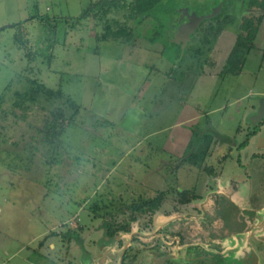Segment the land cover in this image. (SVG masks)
<instances>
[{
    "label": "rangeland",
    "instance_id": "1",
    "mask_svg": "<svg viewBox=\"0 0 264 264\" xmlns=\"http://www.w3.org/2000/svg\"><path fill=\"white\" fill-rule=\"evenodd\" d=\"M92 1L0 0V94L21 75L0 114V264H102L104 258L103 264H119L135 234L123 264H154L156 250L176 257V239L184 244L198 237L205 248L219 237L207 247L220 252L219 260L207 264H244L248 255H255L251 264H264V241L248 245L242 233L247 228L255 237L264 224V115L253 120L264 106V15L243 9L264 8V0H162L165 7L137 25L117 7L78 19ZM223 7L233 22L209 45L197 26L188 35L175 27L189 15L204 25ZM34 15L51 19L46 29ZM246 15L260 18L253 47L237 73H222L238 17L242 22ZM24 21L20 47L12 25ZM26 78L61 87L80 106L53 152L37 129L53 106L71 109L63 100L27 102L22 119L11 92L27 90ZM207 131L229 139L210 149V176L179 160L191 134ZM193 187L199 201H214L212 209L198 208L197 199L179 203L176 190ZM220 187L224 196L211 195ZM158 191L165 198L152 214L136 213L131 221L129 211L116 210L119 199ZM229 198L245 206L240 210ZM104 205L128 232L106 234ZM197 245L190 252L203 254ZM183 261L164 264H194Z\"/></svg>",
    "mask_w": 264,
    "mask_h": 264
},
{
    "label": "trees",
    "instance_id": "2",
    "mask_svg": "<svg viewBox=\"0 0 264 264\" xmlns=\"http://www.w3.org/2000/svg\"><path fill=\"white\" fill-rule=\"evenodd\" d=\"M250 2L256 3L259 1L251 0ZM162 3V0H93L89 4V6L85 10H83L78 19H89L90 16L95 17L94 11L97 9L100 10L98 11L100 13L102 12L101 9L103 10L105 8L117 7L127 10V15L131 16L133 18V23L137 25L143 22L148 17H150L153 12L165 7L164 5H162ZM32 18H36L38 22H40L42 25L44 24L45 29L47 28L45 23L48 21L50 22L51 20L49 19V17H47V19L45 18V16L41 15L31 16L30 19ZM186 19L188 21H192L194 23V26H197L198 31L201 32V34L204 36L202 39L203 45L210 44V38L212 36H217L218 30L226 26L224 25L226 24V21H229L231 23L233 22V18L230 16L229 13H225L222 16L217 15L211 17L206 23L205 21L203 22L204 25L202 23L197 25L193 21L192 15H189L188 17H186ZM25 22L26 21L18 22L12 25V28H15L16 31L15 34H13V40L15 43L18 44V46L21 45L20 47L26 45V41L24 40L25 27L23 26ZM259 23L260 18H243V21L238 25L236 41L225 59L224 65L221 70L222 73L238 72V69L242 66L245 61L246 54L253 47L252 44L256 36L257 29L259 27ZM51 27H54V24ZM246 40L248 41V44H246ZM198 50V52L201 51L200 48ZM20 76V73H15L13 78L8 81V83L2 90V93L0 94V114H2L1 117L5 116L6 114V111L1 109L2 104L4 103L8 93L12 91L14 83L20 82ZM26 80L29 84V88L27 90H15L11 92V98H13L11 104L12 108L13 110L20 109L22 111V119L24 118L25 111L29 108L27 102L34 104L39 103L40 100H44L49 103H54L59 100H63L65 104L71 109V113L67 114V112L61 105L53 106L48 110V115L43 122L42 128L37 129V136L40 138L43 144H46L49 147L47 151H52L54 148L56 149L58 147V144L61 140V136L63 135L65 130L71 124H73L75 116L79 112L80 106L74 100H72V98L68 94L64 93L61 87L50 88L36 79L26 78ZM257 132L258 130L254 129L253 133L257 134ZM218 140H220V142ZM228 141V138L220 136L216 131H207L203 134L193 132L191 134L190 141L187 145L188 152L181 155L179 157V160L182 164L186 163L189 166L196 168L199 172H206L209 175H214V167L212 165H206L205 161L208 158L210 149L213 148V146H215L218 142L226 143ZM176 193L178 196H180L179 203H189L192 199L195 200L198 198V195L195 193L194 187L191 189H182L181 191L176 190ZM164 198L165 192L158 191L155 196L149 198H143L141 195H139L129 202H124L122 199L120 201L119 199L118 202L121 204V206L117 207L116 210L121 214H124V212L129 211L131 216L130 219L132 221L135 220L136 213H154L157 209H159ZM104 207V209H107L104 212V216L107 218L105 224L106 234L112 237L118 231L128 232V226L115 222V212H112L109 210V208H106L107 205H104ZM136 235L137 234L132 237L131 242L136 240ZM128 249H131V244L127 246V249L123 255V260Z\"/></svg>",
    "mask_w": 264,
    "mask_h": 264
},
{
    "label": "crops",
    "instance_id": "3",
    "mask_svg": "<svg viewBox=\"0 0 264 264\" xmlns=\"http://www.w3.org/2000/svg\"><path fill=\"white\" fill-rule=\"evenodd\" d=\"M257 134H258V136L260 135V138H261V136H262V134H260V132H257ZM260 141V140H259ZM260 145H262L263 146V144H260ZM216 146V145H215ZM210 176V175H209ZM212 177H214V176H212ZM219 177V176H218ZM218 181V180H217ZM206 183V182H205ZM220 185H218V187H219ZM221 189H222V187H220V189H218V190H215V191H212V193H211V195L213 194V195H218V194H220V195H222V196H224L223 194L225 193V191H221ZM180 190H182V189H180ZM197 195H198V198H197V200L198 199H200V197H201V194L200 193H196ZM210 195V196H211ZM210 197H208L207 199L205 198L203 201H199L200 203L199 204H203V205H198V208H200V209H203V210H207V209H212V207H213V205L215 204L214 203V201L212 202H210L209 199ZM243 199V198H242ZM229 202H231V203H234V205L238 208V209H243V207L245 206V202H241L240 201V203H239V205L238 204H236V200L233 202V200L232 199H230L229 198ZM238 203V202H237ZM244 205V206H243ZM199 210V209H198ZM200 215V214H199ZM200 218H201V215H200ZM161 219V218H160ZM201 219H204L203 217L201 218ZM237 220V219H236ZM160 221V220H159ZM167 222V221H166ZM256 224V223H255ZM256 226V225H255ZM245 227H246V224H245ZM259 227H261L260 228V231L257 233V234H255V237H253L252 236V232H251V230L250 229H247V228H244L242 231V233H244V236H245V238H246V243L248 244V245H251L254 241H255V239H256V241L258 240V241H264V224L263 223H261L260 224V226ZM50 232H53V230L52 229H50ZM54 234H56V232L54 233ZM135 234V233H134ZM147 235H149V236H151V237H153L154 235H153V233L150 235V234H144V237H146ZM155 239L156 240H158V237H157V234L155 235ZM131 239H132V237H131ZM217 239H219V237H214V238H212V240L211 239H209L208 240V242H207V244H206V248L205 247H203L205 244H204V240H205V238H202V237H198V239H195V240H197V241H195V240H193L192 239V242L190 241H185L184 242V244H180V241L179 240H177L176 239V246H174V247H178L177 245L179 244L180 246H179V251H177L176 252V257H175V255H174V253H169L168 251H164V254H161L158 250H156V252L154 253V255H155V260H154V264H164L165 263V261H167V260H169V261H171V260H177L178 258H180L181 259V262L182 263H185V261H183V259L184 260H186V261H190V262H193L194 264H198V262L200 261V262H202L201 264H207L205 261L206 260H208V259H211V260H214V259H216V260H219V254H220V252L219 251H215V250H213V249H211V250H209L207 247H208V245H210V244H214V243H216L218 240ZM255 241V242H256ZM117 242H119V241H117ZM128 242V241H127ZM194 242V243H193ZM257 243V242H256ZM130 244V243H129ZM197 244H199V247H201L202 248V250H203V254L201 253L200 255H199V253H197L195 250L194 251H192V252H190V249H189V247L190 246H194V245H197ZM42 245V244H41ZM43 245H44V243H43ZM184 245V246H183ZM261 245V244H260ZM122 246H123V243H122ZM122 246H120V248L122 247ZM156 246V245H155ZM198 246V245H197ZM212 246H215V245H212ZM48 247H49V249H54V244L52 243V242H49V244H48ZM113 247H114V244L113 245H111V246H108V248H107V251H109L110 249H113ZM258 247V246H257ZM105 250V248L103 247L102 248V251H104ZM205 250H208V252L205 254L204 252H206ZM194 252H196V253H194ZM169 253V254H168ZM89 254V253H88ZM163 255H166L167 256V260L166 259H164L165 257L163 256ZM13 256V255H12ZM12 256H10L8 259H7V261H9V260H11L13 257ZM161 256H163L162 258H160ZM251 257H252V255H251ZM252 258H255V255H254V257H252ZM252 258H250V256L248 255V257L246 258V260L243 262L244 264H251L250 262H251V260H252ZM105 259L106 258H104V260L102 261V264L105 262ZM162 259H164V260H162ZM48 260V259H47ZM90 261H91V259H89ZM43 261H44V259H43ZM49 264H55L54 263V261H53V259H49Z\"/></svg>",
    "mask_w": 264,
    "mask_h": 264
},
{
    "label": "water",
    "instance_id": "4",
    "mask_svg": "<svg viewBox=\"0 0 264 264\" xmlns=\"http://www.w3.org/2000/svg\"><path fill=\"white\" fill-rule=\"evenodd\" d=\"M193 27H194V23H193L192 21L189 20L187 23L181 24V25L179 26V28H178V32H179V33H184L185 35H188V33L190 32V30H191ZM263 114H264V107H263V105H261V107H260V111H259V114H258L257 116H255L253 120H254V121H255V120H259V119L263 116ZM127 246H128V245H125V246H124V249H123L122 254H121V256H120L119 264H122V261H123V255H124L125 250L127 249ZM166 258H167V256H166L164 259H166ZM164 259H162V260H164Z\"/></svg>",
    "mask_w": 264,
    "mask_h": 264
},
{
    "label": "flooded vegetation",
    "instance_id": "5",
    "mask_svg": "<svg viewBox=\"0 0 264 264\" xmlns=\"http://www.w3.org/2000/svg\"><path fill=\"white\" fill-rule=\"evenodd\" d=\"M253 6L251 5L250 7H243V9L246 11V12H253V11H260L261 12V15H264V10H263V8H259V7H256V8H252ZM225 11V12H224ZM227 11V9L226 8H221V10H220V12L217 14V15H219V16H222L223 14H225V13H229L228 11ZM216 15V16H217ZM206 16V15H205ZM247 18L248 16L246 15V16H243V18ZM249 18V17H248ZM238 19L239 20H237L239 23H241V17H238ZM188 22V20L185 18L184 20L182 19V21L181 22H179V23H182V24H184V23H187ZM238 22H237V24H238ZM175 27H179V26H175ZM264 107V106H263ZM264 115V114H263Z\"/></svg>",
    "mask_w": 264,
    "mask_h": 264
}]
</instances>
